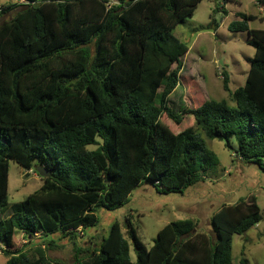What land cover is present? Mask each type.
<instances>
[{"label":"trees","instance_id":"16d2710c","mask_svg":"<svg viewBox=\"0 0 264 264\" xmlns=\"http://www.w3.org/2000/svg\"><path fill=\"white\" fill-rule=\"evenodd\" d=\"M18 1L23 10L0 25V252L6 264H52L41 249L38 257L16 249L19 233L73 240L79 229L96 226L97 209L122 206L144 183L161 194H183L205 182L219 165L207 140L228 147L235 140L240 161L264 172V29L249 26L257 16L240 14L228 27L247 33L255 50L244 86L231 91L223 74L235 106L208 100L176 114L168 98L189 47L174 30L204 0ZM257 3L264 10V0ZM15 7L4 6L0 18ZM163 115L176 125L190 116L193 125L174 133ZM11 161L50 176L2 218ZM260 222L256 198L241 199L213 215L215 238L194 234L191 219L178 220L159 231L150 249L129 220L126 234L115 222L99 248L75 264H234V237Z\"/></svg>","mask_w":264,"mask_h":264},{"label":"rangeland","instance_id":"374dc122","mask_svg":"<svg viewBox=\"0 0 264 264\" xmlns=\"http://www.w3.org/2000/svg\"><path fill=\"white\" fill-rule=\"evenodd\" d=\"M22 4L18 0H0V10L4 6L16 5L0 18V25L22 11ZM240 14L257 16L258 19L249 24L250 28L264 29V21L260 20L264 11L259 9L257 0H204L191 18L176 27L175 37L187 44L189 51L181 59L180 83L168 98V105L174 113L180 114L185 108L196 109L208 100H227L235 106L224 90L223 74L226 72L229 76L231 91L244 86L250 69L249 60L255 54L254 48L248 44L247 33H232L228 29L231 23L239 20ZM161 121L174 133L193 125L190 116H185L180 125L167 115H163ZM207 146L216 154L219 165L205 182L183 194H161L151 184L144 183L122 206L114 210L97 209L96 226L85 231L79 229L73 240L60 233L48 237L38 234L27 237L19 233L14 239L15 248L32 257H38L37 250L41 249L52 264H75L99 248L115 222L122 225L126 234L128 220L148 249L154 245L160 230L178 220L191 219L196 223L194 234L204 233L215 238L211 226L213 215L223 206L255 197L261 208V222L246 234L234 237L233 263L264 264V172L254 164L240 161L235 154V140L231 141L230 147L224 141L207 140ZM42 179L36 168L29 171L11 161L9 204L3 210L2 218H9L12 206L37 192L44 183ZM130 257L132 262H136L133 245ZM7 259L0 252V264H6Z\"/></svg>","mask_w":264,"mask_h":264},{"label":"water","instance_id":"95a60500","mask_svg":"<svg viewBox=\"0 0 264 264\" xmlns=\"http://www.w3.org/2000/svg\"><path fill=\"white\" fill-rule=\"evenodd\" d=\"M37 174L43 179L48 178L50 176V172L44 168H38Z\"/></svg>","mask_w":264,"mask_h":264},{"label":"crops","instance_id":"0c3cea01","mask_svg":"<svg viewBox=\"0 0 264 264\" xmlns=\"http://www.w3.org/2000/svg\"><path fill=\"white\" fill-rule=\"evenodd\" d=\"M259 9L262 10V11H264L260 5H259ZM260 20H261V21H264V17L262 16V17L260 18ZM217 29H218V28H217Z\"/></svg>","mask_w":264,"mask_h":264}]
</instances>
